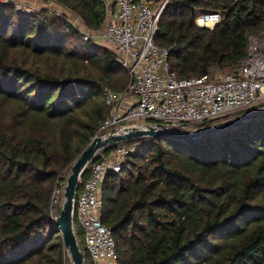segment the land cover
Returning <instances> with one entry per match:
<instances>
[{
	"label": "trees",
	"instance_id": "obj_1",
	"mask_svg": "<svg viewBox=\"0 0 264 264\" xmlns=\"http://www.w3.org/2000/svg\"><path fill=\"white\" fill-rule=\"evenodd\" d=\"M43 1L90 31L106 19L100 0ZM207 12L221 15L213 29L197 25ZM263 31L264 0H169L156 42L183 80L239 66ZM129 83L114 52L85 42L66 16L0 4V264L62 263L55 191L100 134L110 113L105 91ZM117 146L130 153L103 181L102 222L118 264H264V118L195 143L142 138Z\"/></svg>",
	"mask_w": 264,
	"mask_h": 264
},
{
	"label": "built area",
	"instance_id": "obj_2",
	"mask_svg": "<svg viewBox=\"0 0 264 264\" xmlns=\"http://www.w3.org/2000/svg\"><path fill=\"white\" fill-rule=\"evenodd\" d=\"M100 1L106 13L100 30L90 31L85 26L81 29L67 18L85 42L106 44L130 80L125 91H105L110 113L99 135L147 122L186 129L264 105V31L250 38L248 54L239 66L226 71L214 68L208 75L181 80L171 71L168 49L156 42L169 0H162L160 5H156V0ZM9 2L14 1L0 0V4ZM17 9L23 10L18 6ZM220 21L218 12L201 14L196 20L198 26L210 29ZM129 153L125 146L102 151L90 164L88 177L78 190L74 219L76 231L78 228L82 233L80 246L90 264H118L114 235L102 222V184L108 173L122 170ZM70 262L65 251L61 264Z\"/></svg>",
	"mask_w": 264,
	"mask_h": 264
},
{
	"label": "water",
	"instance_id": "obj_3",
	"mask_svg": "<svg viewBox=\"0 0 264 264\" xmlns=\"http://www.w3.org/2000/svg\"><path fill=\"white\" fill-rule=\"evenodd\" d=\"M261 118H264V107L243 112L213 125L197 127L189 131L171 129L163 123H148L122 129H112L102 135L95 136L71 165L70 174L64 187L65 202L59 217L56 219L58 231L63 238V244L71 264H88L77 237L74 219L75 202L83 175L102 151L123 142L142 138H170L184 143H195L205 137H218L245 127Z\"/></svg>",
	"mask_w": 264,
	"mask_h": 264
},
{
	"label": "rangeland",
	"instance_id": "obj_4",
	"mask_svg": "<svg viewBox=\"0 0 264 264\" xmlns=\"http://www.w3.org/2000/svg\"><path fill=\"white\" fill-rule=\"evenodd\" d=\"M13 1L17 4L16 6L21 7L23 9V10H21L23 12L30 13V12L39 11L42 9H49L52 13H55V14L60 15V16L61 15L66 16L72 22L79 25L81 29H84V25H83L82 21L76 15H74L73 13H71L69 11L65 12L62 7H60L58 4H56L54 2H45L43 0H13ZM161 2H162V0H156V5H160ZM100 45L102 47L109 48L106 44L100 43ZM214 76H215V73L212 74V77H214ZM239 114H241V113H239ZM219 121H222V120H217L216 122H219ZM143 124H148V122L143 123ZM195 128H197V127L196 126L190 127V128L186 127V129L182 127L181 129H176V130L189 131L190 129H195ZM69 174H70V171H69V173H67V175H64L62 178L64 180H67ZM65 185H66V182L63 185L59 184L57 186V190H56L55 195H54V200L52 202V205H53L52 211H53L54 215H57L58 217L60 215V211L63 207L64 202H65V198H64V187H65ZM70 264H71V262H70Z\"/></svg>",
	"mask_w": 264,
	"mask_h": 264
}]
</instances>
